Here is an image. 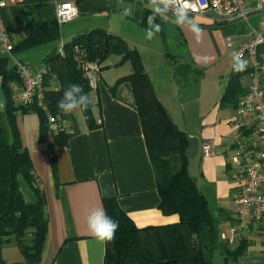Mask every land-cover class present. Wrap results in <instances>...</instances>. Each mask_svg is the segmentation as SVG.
<instances>
[{"label": "crops", "instance_id": "crops-1", "mask_svg": "<svg viewBox=\"0 0 264 264\" xmlns=\"http://www.w3.org/2000/svg\"><path fill=\"white\" fill-rule=\"evenodd\" d=\"M64 1L74 2L78 15L71 21L59 24V38L14 52V56L18 55L15 60H25L33 67L41 68L47 55L59 50L74 37L95 28L107 30L124 38L131 48L139 52L159 99L176 123L171 113V108L179 105L176 101V89L179 86L173 80L174 72L155 73L156 69L145 59L146 56L149 60L156 53V60L175 62L176 66L181 59L167 51L169 32L176 29L179 42L186 49L184 55L188 63L204 71L195 82L208 85L216 104L212 109V117L202 119L200 130L193 129L188 122L181 129L199 137L200 145L205 138L214 136V153L208 157L201 155L204 158L203 166L216 167L220 179L224 173L230 174L231 165L224 161L223 155L232 152L235 142L240 138L236 134L242 135V129L239 127L237 132L229 129L225 116L230 112L236 120L235 107L221 102L235 60L233 54L229 55L225 43L223 45L219 40V31L227 25H243L221 23V17L213 11L204 15L187 12L188 18L194 20L200 29L197 33L188 24H177L175 12L168 9L156 15L155 22L160 24L161 30L152 39H147V21L152 13L150 0H122V4L121 0H24L23 3L1 10L3 23L13 43L16 45L39 31L43 37H47L48 29L39 30L38 26L55 22L57 7ZM125 8H130L131 14L126 15ZM241 29L237 33L240 40L247 33ZM101 66L98 86L90 91L95 127H89L79 110L64 113L59 117L64 132L70 134L66 143H57L58 131L50 130L44 142L40 138L37 112L18 113L16 117L22 144L31 156L37 175L36 184L42 189L45 198L48 230L37 264H105L106 242L95 238L87 227L88 214L95 208L104 209V198H115L119 207L138 227L175 223L179 219L177 214L165 215L159 209L160 195L155 168L147 150L133 88L126 80L132 71L131 62L121 61L120 55H111ZM224 76L227 80L223 84L221 79ZM54 81L59 84L53 73L47 83L49 90H52ZM21 91L22 85L13 84V96ZM50 149L55 155V173L50 163ZM196 181L199 185V180ZM201 183L208 193L200 187L209 205L210 201L214 202L230 213L231 208L224 207V197L220 196L217 189L211 188L203 172ZM26 189V200L33 201V193L27 186ZM218 219L220 222L224 218L219 216ZM218 248L222 251L224 242H218ZM1 256L8 264L25 261L14 238L3 244Z\"/></svg>", "mask_w": 264, "mask_h": 264}, {"label": "trees", "instance_id": "trees-1", "mask_svg": "<svg viewBox=\"0 0 264 264\" xmlns=\"http://www.w3.org/2000/svg\"><path fill=\"white\" fill-rule=\"evenodd\" d=\"M47 28L49 35L39 32L25 37L14 45L13 53L31 48L43 41L59 38L57 20L38 26ZM80 46L89 59L100 64L111 55H120L121 61L129 60L132 71L126 77L133 88L135 106L139 113L147 150L156 173L157 189L160 195L159 209L165 215L177 214L175 223L138 227L119 207L115 198H104V209L108 216L119 222L113 242H106L105 264H216L213 256L217 250V216L202 192L196 179L190 173V159L187 133L178 127L171 114L159 99L155 86L145 70L139 52L131 48L121 36L101 28L92 29L74 37L64 44L65 55L58 49L44 60L50 68L46 83L53 77L59 81L57 90L45 92L46 110L38 107L16 104L13 84H22L16 64L10 67L11 58L0 53V88L6 97L4 110H0V264L6 263L1 256L4 243L14 238L19 244L25 261L21 264H37L45 244L48 220L45 215V198L37 186V175L31 156L23 146L16 117L18 113L37 112L40 118V138L46 142L49 129V115L60 118L64 114L57 108L71 84H80L90 98V87L81 69L73 58V48ZM182 58V57H181ZM102 68V66H101ZM203 69L192 64H179L173 75L177 85L197 79ZM244 71L232 69L225 86L221 102L235 107L245 88L241 82ZM83 116L89 127H95L89 104ZM64 126L56 134L57 143H66L70 134ZM53 172H56L55 155L49 151ZM21 179L34 195L27 201ZM219 216L232 220L231 214L219 208ZM247 240H241L239 248L230 252L224 244L222 253L237 258L243 253ZM228 263V262H227ZM229 264V263H228Z\"/></svg>", "mask_w": 264, "mask_h": 264}, {"label": "built area", "instance_id": "built-area-1", "mask_svg": "<svg viewBox=\"0 0 264 264\" xmlns=\"http://www.w3.org/2000/svg\"><path fill=\"white\" fill-rule=\"evenodd\" d=\"M24 0H0V53L11 58L16 64L17 72L22 81V91L14 96L16 104L32 106L34 103L46 110L45 92L48 89L46 78L50 68L43 66L35 68L28 63L14 61V43L6 30L1 17V10L8 6L23 3ZM184 0L169 7L176 12L182 7ZM187 12L204 15L213 11L221 17V23H235L247 26L244 39L232 41L227 39V47L233 48V57L239 56L245 62L244 72L249 78V84L235 106L236 124L242 129V135L235 142L231 155V177L237 181L234 197L232 220L229 235L224 234V244L236 239H245V234L255 227H264V27H254L249 19L251 16L264 13V0H187ZM78 15L74 2L64 1L57 7L56 20L58 24L71 21ZM58 52L65 55L62 46ZM73 58L81 69L90 89H96L101 72V64L88 58L87 52L78 45L73 48ZM59 84L54 81L52 90H57ZM63 127L62 120L49 115L50 131H59ZM203 157L214 153L213 142L203 140L200 145ZM229 264H264L246 255H240L230 260Z\"/></svg>", "mask_w": 264, "mask_h": 264}, {"label": "rangeland", "instance_id": "rangeland-1", "mask_svg": "<svg viewBox=\"0 0 264 264\" xmlns=\"http://www.w3.org/2000/svg\"><path fill=\"white\" fill-rule=\"evenodd\" d=\"M250 23L256 27V28H262L264 27V13H258L250 17L249 19ZM243 27V28H242ZM242 28V29H241ZM239 29L243 31H248L247 26H233V25H227L222 28H220L219 31V40L221 43L225 46L228 50V53L230 56L233 54V48L227 47V39L231 38L232 41H238L240 40L239 36H237V33H239ZM176 29L173 31L169 32V38L167 40L168 45H167V51L177 55L176 58L181 59L175 66V62H170V61H160L155 59L156 58V53L152 56V58L148 57L147 59L149 64H152L153 67L156 69L155 73H164V74H169L174 72L175 67H177L179 64H188V60L185 58V47L180 44L179 38L177 37L176 34ZM239 37V38H238ZM225 41V42H224ZM181 55L182 58L179 56ZM18 55L14 56L13 54V59L17 58ZM150 59H152L150 61ZM20 61V60H18ZM24 63H26L25 60H23ZM147 64V65H149ZM33 65L37 66L38 64ZM149 68V66H148ZM150 69V68H149ZM227 80V77L224 76L221 79V83H225ZM188 81V80H187ZM183 83L181 85H178L179 88L176 89V101L178 106L176 108H171V113L179 126V128L185 127V122L189 123L193 129L200 130L202 127V119H207L208 117H212V111L214 110V107L216 104H214V96L212 95V91H210L208 85H203L202 83L195 82V80L190 79L189 82ZM193 81V82H192ZM241 81L244 86H247L249 84V78L247 75H243L241 77ZM176 104V103H175ZM174 104V105H175ZM170 107V106H169ZM213 109V110H212ZM226 119H228V127L229 129L237 130L239 129V125L236 124L235 119L232 118L230 115V112H227V115L225 116ZM238 126V127H237ZM193 131V130H191ZM199 133V132H198ZM233 134V132H232ZM231 135V134H230ZM239 134H236L237 138L240 137L238 136ZM209 140H213L214 136H211V138H205ZM214 141V140H213ZM216 145V142H214ZM231 155L232 152L228 154H224V161L227 163H231ZM204 164V158L201 156V153L199 152L197 156L194 158L190 159V173L191 175L199 180V186L203 187L201 183V178H202V172L205 175L206 180L210 183L211 188L214 190L217 189V191L220 193V196L224 197L223 201H225L224 207H228L229 209L231 208L230 214H232V210L234 208L233 206V198L235 197V190L232 189L233 187L237 186V181L232 179L231 173L223 174V178L220 179V173L217 171L216 167L212 166H203ZM21 184L23 187L24 193L27 195L28 191L26 189V184L24 183V180L21 179ZM206 191V188H204ZM207 195V191L205 192ZM208 199L210 200V196H208ZM233 206V207H232ZM210 207L213 210V212L217 216V240L219 243H223V235H229V227H230V220H224L222 219L219 222V207L216 206L214 202L210 201ZM245 239L247 240V244L244 246L243 253L240 255H246L250 256L253 258H257L259 260H264V227H255L252 231L249 233L245 234ZM225 243V242H224ZM241 245V241L236 239L234 242L228 243L227 248L230 252H233L239 248ZM224 255L221 252V249L218 248L214 252L213 259L216 264H228L232 258V256L229 254L228 259H226ZM228 262V263H227Z\"/></svg>", "mask_w": 264, "mask_h": 264}, {"label": "clouds", "instance_id": "clouds-1", "mask_svg": "<svg viewBox=\"0 0 264 264\" xmlns=\"http://www.w3.org/2000/svg\"><path fill=\"white\" fill-rule=\"evenodd\" d=\"M180 0H150L152 13L148 16V27L146 29V38L152 39L156 32L161 30L160 24L155 22L156 15L165 13L170 6L177 5ZM122 4V0H121ZM163 5V7H161ZM187 0H184L183 6L176 8V23L188 24L193 31L199 33L200 29L197 27L194 20L188 18ZM124 13L131 14L130 8H125ZM246 62L239 56L235 57L233 70L236 72L243 71ZM90 104L89 96L84 92L83 86L80 84H71L65 89L61 99L57 101V108L65 114H70L79 110L81 113L87 110ZM87 227L89 232L98 240L103 242H113L117 230L119 229V222L107 215L105 209L102 207L95 208L87 216Z\"/></svg>", "mask_w": 264, "mask_h": 264}, {"label": "water", "instance_id": "water-1", "mask_svg": "<svg viewBox=\"0 0 264 264\" xmlns=\"http://www.w3.org/2000/svg\"><path fill=\"white\" fill-rule=\"evenodd\" d=\"M13 66V61L10 60V67ZM6 104V97L3 89L0 88V110H4ZM189 148L187 150V155L189 159L194 158L199 153L200 140L199 137L193 136L187 133Z\"/></svg>", "mask_w": 264, "mask_h": 264}]
</instances>
